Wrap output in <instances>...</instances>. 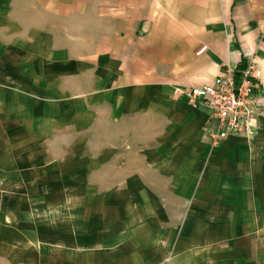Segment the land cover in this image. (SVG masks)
I'll list each match as a JSON object with an SVG mask.
<instances>
[{
	"label": "crops",
	"instance_id": "0c3cea01",
	"mask_svg": "<svg viewBox=\"0 0 264 264\" xmlns=\"http://www.w3.org/2000/svg\"><path fill=\"white\" fill-rule=\"evenodd\" d=\"M0 50L11 58L8 71L45 90L57 113L71 98L74 136L151 137L163 159L150 163L184 155L185 168L199 169L194 182L202 169L217 177L203 194L215 196L198 199L232 201L219 205L231 213H218L232 231L264 232V113L252 138L211 148L203 138L209 109L174 97L176 87L211 84L224 66L254 59L264 103V0H0ZM62 253L18 239L0 246V264H97Z\"/></svg>",
	"mask_w": 264,
	"mask_h": 264
},
{
	"label": "rangeland",
	"instance_id": "374dc122",
	"mask_svg": "<svg viewBox=\"0 0 264 264\" xmlns=\"http://www.w3.org/2000/svg\"><path fill=\"white\" fill-rule=\"evenodd\" d=\"M9 66L0 50V246L32 239L59 245L66 260L97 264H264V232L232 231L218 216L231 213L219 205L232 201L198 199L215 196L203 195L214 174L200 170L195 184L190 174L199 169L185 168L184 155L150 163L163 158L147 135L140 144L74 136L71 98L57 113L45 90Z\"/></svg>",
	"mask_w": 264,
	"mask_h": 264
},
{
	"label": "built area",
	"instance_id": "2783aa9c",
	"mask_svg": "<svg viewBox=\"0 0 264 264\" xmlns=\"http://www.w3.org/2000/svg\"><path fill=\"white\" fill-rule=\"evenodd\" d=\"M206 49L200 48L197 53ZM262 68L254 59L241 60L237 67L224 66L211 84L176 87L174 97H184L192 107L206 106L209 116L203 138L217 147L230 137H252L264 113Z\"/></svg>",
	"mask_w": 264,
	"mask_h": 264
}]
</instances>
